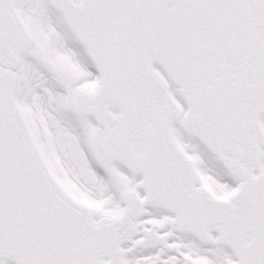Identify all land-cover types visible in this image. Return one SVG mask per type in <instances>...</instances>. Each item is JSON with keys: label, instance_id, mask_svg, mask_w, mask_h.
Segmentation results:
<instances>
[{"label": "snow or ice", "instance_id": "snow-or-ice-1", "mask_svg": "<svg viewBox=\"0 0 264 264\" xmlns=\"http://www.w3.org/2000/svg\"><path fill=\"white\" fill-rule=\"evenodd\" d=\"M0 264H264V0H0Z\"/></svg>", "mask_w": 264, "mask_h": 264}]
</instances>
